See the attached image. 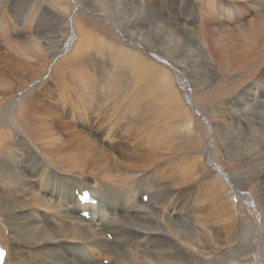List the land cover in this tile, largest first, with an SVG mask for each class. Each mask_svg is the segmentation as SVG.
<instances>
[{
    "label": "bare ground",
    "instance_id": "1",
    "mask_svg": "<svg viewBox=\"0 0 264 264\" xmlns=\"http://www.w3.org/2000/svg\"><path fill=\"white\" fill-rule=\"evenodd\" d=\"M1 1V14L16 11L11 0ZM92 1L99 10L80 0L58 8L68 21L62 20L76 24V56L97 47L98 55L117 54L113 60L130 57L131 68L153 78L151 89L133 91L148 111L138 113L140 105L134 108L131 102L132 114L123 119L129 131L109 129L115 122L105 125V119L81 112L93 132L90 137L76 138L79 146H74L50 127L39 132L48 138L40 142L46 145L41 150L34 131L41 121L52 122L53 110L40 111L29 99L30 90L9 88L0 94V244L7 251L5 264H264V145L256 156L257 177L250 176L248 156L228 147V139L246 128L251 132L239 138L264 137V121L257 128L264 118V0H162L161 7L153 6L157 0H139L168 20L166 41L175 37L183 42L184 54H208L216 89L228 86L235 69L244 79L260 75L245 102L239 95L234 102L221 98L216 103L215 89L191 84L181 69L173 73L172 60L162 55L169 48L159 37L153 48L137 40L125 41L126 48L103 17L104 0ZM84 21L98 33L84 30ZM104 31L109 40L93 44L91 33L104 36ZM71 39L65 40L71 45ZM234 83L240 86L238 80ZM78 93L86 100L83 110L92 112L97 96L90 100L86 91ZM60 95L65 97L64 87ZM156 119L175 125L168 131L181 142L159 145L160 128L151 122ZM85 190L98 205H80L76 192ZM86 210L90 220L80 216Z\"/></svg>",
    "mask_w": 264,
    "mask_h": 264
},
{
    "label": "rangeland",
    "instance_id": "2",
    "mask_svg": "<svg viewBox=\"0 0 264 264\" xmlns=\"http://www.w3.org/2000/svg\"><path fill=\"white\" fill-rule=\"evenodd\" d=\"M117 1L104 0L103 9L105 13L103 14V17L114 27L121 43L126 48H128V45L125 43L127 40H137L146 45L147 48H153L158 42L159 37L161 39V44L164 45L166 43L169 48V53L162 55L172 60L173 67H171V69L173 73L176 69H181L185 72L181 75L185 76L191 84L195 86L205 84V88L215 89V94L213 92L214 103L218 101L220 102L221 98L230 99L234 102L239 95L243 96V101L245 102L250 93L249 86L252 85L256 79H260V75H254L252 78L251 76H248L245 80L241 73L235 69L230 72L231 77L233 78L230 79L231 81H227L228 86H224L225 89L223 88V90L216 89L218 88L216 75L214 69L210 66L208 54H184L183 42L178 43V40L175 37H171L167 41L165 40V35L168 31H171L166 17H158L153 11L149 12L145 6L139 3V0ZM158 1L159 0H157L153 6L160 5L159 7H161L160 3L162 0H160L159 3ZM1 2L2 1L0 0V3ZM80 2L93 11L100 9V5L94 3L92 0H80ZM9 3L12 4L10 5L13 10L15 9L16 11L11 10V12L10 10H7L8 12L6 11V14H1L0 12V19H2L0 20V94L9 88H17L19 91L21 90L20 92L30 90L31 92L28 94L32 96L31 98L28 94L27 96L29 99H32V101L37 103L40 111L44 112V110L47 109L53 110L55 116H53V120H50L52 122L48 123L43 120L36 126L34 131V141L40 144L39 148H41V150H44L46 145L41 144L40 142H44L48 138L46 139L41 136L43 133L39 134V132H43L50 127H54L57 132H60L64 136L61 141L67 140V143L70 142V144L74 146H79L78 141H76L78 139L76 138L85 136L90 137L89 133L93 132L87 124H85L86 121L84 114H81V112L83 113L86 111L85 113L87 114V117L99 116V118L105 119L107 121L105 122V125L109 124L110 126L115 122L109 127V129H117L118 127L120 130L126 129V131H129L127 127L130 126V124L123 119L128 118V116L132 114L131 109H134L135 107L137 108V106L140 105L137 108L138 113L140 112L139 110L142 111V114H144L145 111H148L142 109L143 104L142 102L140 103L137 96L134 97L135 94L133 91L135 89H151L153 78H144L139 67L135 69L131 68L128 61V58L130 57H126L123 61L116 59L113 60L112 56L117 54H105L107 56L105 57V55H98L94 52L97 47L95 50L94 47L93 49H91V47V50H83L80 55L77 54L79 57L77 58L75 53L78 45V31L76 24L74 23V20L71 21L73 23H70V21L69 23H66L68 20L64 18L65 16L63 15L60 17L61 13L58 11L60 6L68 5V0H64L63 3H58L57 0H11ZM162 9L163 11L164 9H167L166 3H163ZM146 16L147 21H144ZM61 18H64L66 21ZM76 21L79 22V20ZM68 24H71L72 32L69 31L71 28L68 27ZM81 25V27L87 32L92 31L98 33V31L91 29L90 26H88L87 21L81 22ZM112 26H106V28L108 27L113 31ZM106 32L107 31H104L102 33L104 36L91 33L93 44H96V41L99 38H103L101 39L103 43L106 40H109V36ZM35 34L40 36L37 37L40 40L35 39ZM63 36L65 37L63 38ZM69 38H72L71 45L65 40ZM102 45L107 46L108 44L106 42ZM138 50L139 49H137V51ZM151 62L152 64H156L153 61ZM234 71L237 73L236 75L234 74ZM144 73H146L145 69ZM81 76L83 78H81ZM84 76L86 78L88 77L87 81H84L86 79ZM253 78L255 79L251 81ZM79 79H82V82ZM232 80L234 81L232 82ZM236 80L239 81L240 86L234 83ZM259 81L262 82L261 80ZM80 85L85 86V88L78 91H86L90 95V100H94L91 96H97L95 97V99H97V101H95V108H92V112L83 110V108L86 107V100L82 99L76 89ZM262 86L263 85H261V87ZM63 87L65 97L60 95L61 88ZM244 87H246V89ZM255 87H259V85H256ZM262 88H264V86ZM225 90L228 92H225L226 97L224 98L225 95L223 94H225ZM119 95L121 100L118 98ZM28 97H25V99H28ZM1 99L3 98L1 97L0 100ZM131 102H133L134 108ZM129 106H132V108ZM143 110L145 111L143 112ZM257 119L258 118H256V120ZM112 120L113 122H110ZM158 120L161 121L159 122ZM263 121L264 118L260 119L257 128H260L259 126L262 125ZM151 122L153 126L160 128V131L162 129V133L160 131V133L158 132L159 137L157 138V141L159 145H165L166 143L164 142L169 141L170 143L172 140L175 141V139V142H181L172 131H168L170 129L175 130V125L168 123L164 124L162 119L151 120ZM157 122L161 125H158ZM135 130L136 129L133 127L131 128L132 132ZM244 130V134H246V132L247 134L251 132L248 128ZM170 133L172 136L168 135ZM47 134H49L47 136H51L50 133ZM244 134L238 133V137L236 136L237 138L228 139L231 141V144L228 147L231 152H234L239 156H242L243 154L248 156V159L252 163L250 176L257 177L259 166H255L256 156L258 150L262 149L264 145V137L250 136L248 138H239ZM153 135H155V133H153ZM61 141H59L58 144H60ZM153 141L154 140H146V142ZM226 152V155L231 157V153L228 149ZM222 157L225 163L224 155H222ZM256 168L258 171H256ZM208 188V190H211V186ZM208 204L209 202L206 204V207ZM111 235L112 234L108 235L110 240L113 236ZM111 254L113 253L110 252V255ZM103 264H105V261H103Z\"/></svg>",
    "mask_w": 264,
    "mask_h": 264
}]
</instances>
